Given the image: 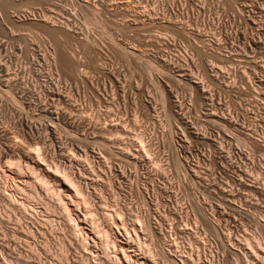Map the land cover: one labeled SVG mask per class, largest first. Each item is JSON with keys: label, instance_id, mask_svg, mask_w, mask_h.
I'll use <instances>...</instances> for the list:
<instances>
[{"label": "bare ground", "instance_id": "6f19581e", "mask_svg": "<svg viewBox=\"0 0 264 264\" xmlns=\"http://www.w3.org/2000/svg\"><path fill=\"white\" fill-rule=\"evenodd\" d=\"M29 1L30 0H16V1L0 0L1 7H4V8H0V30L2 28L4 30V28H6L7 26L6 23L12 20L11 19L12 16L9 13L8 8L12 6L22 7V6L27 5ZM82 1L83 3L80 4L81 5L80 8L88 9V6H90L88 0H82ZM211 1L213 4L212 3L210 4L214 6L215 4L213 2L214 0H203V1L198 0L197 5H195L196 3L195 4L193 3L196 9L198 10L199 15H202V17L203 15L205 16L207 12V6L210 5V4L207 5V3ZM260 1L262 4V6L261 5L260 6L263 9H260L261 16L258 17L260 14L258 16H256L255 14V10L257 9L258 4H260L257 2V0H228L227 3L232 7V10L235 14V18L237 21L232 20L233 22L231 21V23L230 22L227 23L228 21H225L223 19V15L221 16L219 14L217 15L218 17L216 16L213 18L210 16L211 19H208L209 20L208 24L212 26L211 28L215 30V32L213 33L209 32L208 35L204 34L203 30H198V29L196 30L198 31L197 34L195 33L196 35H194V33H191V31L188 30L189 28L184 27V25L181 23H178L177 20H172V17L168 15V13L170 14L171 12L169 11L167 13L168 10H166V14H163L164 12L161 13V11H159L160 9H156V7H154L155 9L153 8L154 10H152V8L149 10L153 11V13L156 16H158L159 14L163 15V16L160 15L162 16L161 26L174 31L178 35L180 34L187 39V41L192 46L190 47L191 50L198 57L199 59L198 61H200V63H203L204 65H206L204 63L205 60L207 58H213L212 60H216L219 64L228 63L230 65V67L227 69V72H222L221 67H220L221 70L215 71L213 70V68L210 69L202 65L201 73L207 79H209L212 85L218 84L217 87L220 92L226 93L230 91V87L232 86L229 87L227 84L223 83L224 78L225 77L227 78V76H225L226 74L229 75V77L232 76L233 78H235L234 80L237 79L241 81L242 83L244 82V84L247 85L249 90H251L255 95H257V97L254 98L255 106L257 107L255 109H258V110L261 109V111L264 112V0H260ZM122 5L125 7L127 4L124 5L123 3ZM218 6L217 7L214 6V7L218 8ZM121 8L123 7H120V9ZM172 8L173 7H170V10H172ZM190 9L193 10V7ZM209 10L210 9H208V12ZM121 11L125 12V10H121ZM147 12L144 10L143 11L141 10V12L137 11L136 18L139 21L142 20L139 24H142V23L144 24L145 20L143 18H145L146 15L147 16L149 15L148 10ZM198 14L196 12V15ZM134 15H128V16L133 17ZM151 17L153 18V16ZM202 17L199 19H202ZM22 19L33 21V20H36L37 18L34 14H29V15L23 16ZM40 21H41L42 27L45 28V31L56 36L55 38H58L62 36L63 34H69L68 26H67L68 24L65 22H59L58 19H55L52 16L51 17L43 16ZM134 21L133 23H135L137 20L135 22ZM146 25L148 24L146 23ZM139 26L143 27V25H139ZM215 35H217L218 37ZM195 36H198L201 39L202 37L203 38L205 37L202 40L196 37L197 40L198 39L200 40L199 41L200 45H198L199 43L197 44L196 42H194ZM58 40L60 39L58 38ZM77 40L79 42H77V44L74 43L75 47L80 48L84 52L91 51V52L96 53L97 46L95 45V43L92 42L93 40L91 41L89 36L80 38L81 41L79 39ZM54 41L56 42L46 43L45 48L41 50V52H39L38 55H35L34 53L32 54L30 52L28 55L22 56L23 58L25 57V59L27 60V61H24V59L20 55H18L19 52H16L15 54V53H12L8 49L10 47V46L9 47L7 46L9 43L7 44V42L5 43L0 40V98H1L0 99V110L5 108L6 110L4 112L6 113L7 109H9L8 114H10V116L8 115L7 116H8V120L10 124L8 126L11 129L18 128L15 130L21 134L20 141L22 142V138H23L24 142L28 143L31 146V147L29 146L30 148H28V144L27 146L23 145V142L22 143L17 142L16 139L15 141L13 140L14 142L10 139H9L10 142L5 140L6 136H8L7 138H10L9 135L11 134L10 132L11 129H9L10 133L7 132V134L9 135H6V131L8 127H5V126L3 128L0 127V224L3 222L4 223L6 222L8 223L9 221L11 222V220L14 218L13 215L16 214V219L14 218V220H16L15 226L13 225L14 221L11 222V224L13 223L12 224L13 226H11L12 231L13 230L17 231L16 228L17 229L21 228V230L20 229L19 230L22 233H24L23 232L24 230H22V227L20 226L22 224L21 221H23V219H30V221L26 220L28 222H25V220L23 221L27 225V227L24 225L26 227V229L25 228L24 229L26 230L27 233H29V235L33 236L32 238H34V235L32 234L35 231L33 229L34 227L33 225L38 224L37 222L41 220V217H43L42 221L45 222V223L43 222L44 225L46 224L48 226L47 228L50 229V233L48 235L49 244L50 245L54 244L58 246V250H59L58 260L59 261L61 260L59 264H166L165 261L166 262L168 261V264H217L216 263L217 261L214 263V260L212 259V257H214L213 253L211 254L212 257L210 258L206 257V254L204 255L202 254V253H205V250L207 247L205 248L206 245H204L203 240L199 239L200 236L198 237L194 233L191 234L189 232L191 229L187 230L185 225H184L185 228L179 226V225H183L182 224L183 218L177 217L180 219L178 224L173 220L175 223L174 224L170 223L171 225L169 226V230H168L167 226L166 227L164 226V223H159L160 221L159 222L156 221L157 218L154 217L156 216V213L153 211L152 212L148 211V213H145V215L147 214L146 216L144 215L145 218H143L144 216L142 217L140 216L141 212H138V214L136 215L135 214L133 215V213L130 214L127 208L128 206L125 208V205L123 203L124 201L122 198H119V197L116 198L115 195H114L115 198H112L113 195L111 197L102 196V193H100V191L108 187L106 185L107 183L105 182L103 183L102 181L98 182V180H95L97 176L96 178L94 177L95 178L94 180L91 177H88L91 175L90 174L91 170L93 171L92 168L94 167V166L92 167V165L91 166L89 165L93 163H97V165L106 164L107 161L104 162L105 161L104 158L106 156L103 159H101L104 161H101L100 158H102L103 156H100V152L98 154V152L95 153L96 150H94V148L89 149L88 148L89 146L87 147L85 145L87 144V142H85V144L84 142L83 144L81 143L82 144L81 146V144L77 142L79 141L78 140L79 136L76 135V139H77L76 140L70 131H75V130L79 132L81 131L82 132L81 136L84 137V139L85 137H87L86 134L88 132L91 133L92 131L96 133L97 138H96V141H94V143L95 142L98 143L102 148L106 150L105 152L110 154L111 156L113 155L117 156L119 154L122 157H125L124 159H126L130 165H133V167H135V165L137 167L139 162H143L144 164L142 165L148 164L152 161L156 162V159H155L156 156L154 158V156L151 155V151L149 150V145H151L152 139L151 137H148L146 133L144 134L145 129H144V132L140 130V132L138 133L136 132L137 134H134L133 136H128V135H131L130 133L132 130L128 129L127 123L125 125L121 117L113 113L111 109H109V112L107 110V113H110V117H111L110 119H108L107 123L101 122L102 120H105V119H103V113L101 112L99 107L94 111V113H92L91 116H88L89 114L87 115L85 114L86 105L85 106L80 105L79 109L77 108L71 109L72 102L70 103L69 101L68 103L67 99L65 98L68 95L66 94H63L66 96L62 95V90L65 89L64 87L66 88L69 87L68 86L69 84L65 81H68V79L70 80L71 78H73L72 81L74 79L78 81L79 80L82 81L84 76L82 72H78L77 66H79L80 61H78V59H77L78 62L76 61L77 57H75L74 52L72 53V51L67 49L66 46H63V45L60 46L59 44H57V42H60V41H57L56 39H54ZM116 46H118V48L117 47L116 48L120 50L119 53H121L120 54L121 58L123 57L127 62L132 59H137L134 57L135 54L131 50H128L124 45H118L116 43ZM228 47L230 51L238 53V54L236 53L232 54V56L235 57L234 60L233 58H231L232 56L229 55V51L227 50ZM261 49L262 51H259ZM260 53H261V57H259V59L256 60L257 58L256 56H259ZM162 56H165V58L160 57L158 59H159V62H161L160 60L163 59L162 63L164 64V66L160 65L161 63L160 64L155 63L156 65L155 64L153 65L150 63L151 65L145 67L146 72L150 73L153 71L155 72L156 70V72L159 71L160 75L162 76L163 74L161 72H166V71H163L165 67L171 68V69L178 68L179 72L183 73L182 75H180L181 78L179 81L186 82L187 88L190 90L192 94V98L197 103L202 105L203 102L205 103L206 101H208V103L210 102L208 105L210 109L208 110L207 113H205V117L210 122H214L220 127V129L215 133V136H216L215 138H217L216 139L217 141H212L211 143L212 145H214L213 147L216 149V154L218 156V162H217L218 165H216L215 171H211L208 174L205 173L206 171L202 172L203 185L201 184V186L205 188L203 191L205 194H203V196H205L206 198L209 197L212 199L210 210L213 213H216L218 215L219 214L223 215L224 211L222 208H225L227 206V208L228 207L230 208L234 216L236 215L237 217L245 218L248 222L252 223V225H254V227L256 228L257 233H256V236H253L251 234L247 235V233L243 232V235L239 236V234H237L239 237L235 235V237L233 238L232 234L228 232L224 240L219 238L222 235L219 236L220 228L215 223L214 218H212L213 213L212 212H211L212 214H210V212L207 213V211L203 209L204 205L201 204L202 201L199 199L201 201L199 203V200L197 199V197L192 195L191 202H193L194 210L197 212V216H195L194 223L196 222V223L202 224L203 226L207 228V230L213 232L214 236L216 235L217 238H219V240H217L219 241L218 242L219 246L221 248L223 247L225 251L230 252V255L231 253L234 255L235 257L234 264H250L249 259H247L246 257L248 255L247 253H249L251 257H254L255 259V260L253 259L255 261L254 264H260V262L262 264L263 263L262 261H264L263 259V255H264V206H261L258 200H260L262 197L260 201L264 202L263 200L264 199L263 198L264 197V179L261 175L264 172V167L263 165H261L260 161H256L253 158L255 157L253 156V154H251L253 157L250 156L249 152L242 151L243 149L241 150L240 146L242 145L249 146L251 147V149H254L257 151L259 149L263 150L262 148H264L263 146L264 144L262 142H264V137H263L264 128L261 125H264V124H261L262 121L259 122L260 125H258L259 123H256V122H248L246 124V120L245 122L240 121V118L238 116L239 114L238 113L235 114L236 108L234 109V111H231V112H227L224 109H223L224 111L222 112L213 111L212 108H214L215 110L214 104H215L216 99H217V102H220V98H219L220 95L219 93L217 95L216 92H212L211 91L212 89L210 90L205 89V86L203 85V83L197 80L194 81L192 77L190 78L187 77L188 75L186 73L188 70L185 69L187 67V62L189 58L187 53L185 52L183 54H178V55L163 54ZM130 57H134V58L129 59ZM237 57H241V60L243 58L245 59L242 62L244 64V66L242 65L243 67L239 66V63L241 61L240 62L238 61L239 63L236 62ZM158 59H157V62H158ZM154 60H153V63H154ZM76 62L78 65L76 64ZM191 62L193 63L194 60ZM184 66L186 67L184 68ZM167 74H169V71ZM156 78H157V81H156L157 88L160 91L161 102L165 103L166 100H169V102L168 101L167 102L170 103L172 110L171 109H170L171 111L169 110L170 106L168 107V110L172 113L174 112V114L176 113V116H177L178 114L181 113L180 110H182V102L179 100L180 98L177 95H174L176 92H174L173 90L169 88H168L169 90L167 91L168 94H165L162 87H164V89L166 87L162 86L163 84L160 85L161 82L159 83V80L163 78H160V79L158 77ZM175 78L176 77H174L173 79L175 80ZM164 79H165V76H164ZM229 83L233 84L232 82H229ZM236 83H239V82H236ZM218 89H217V92H218ZM61 100H63L67 106L61 107L60 106V102H62ZM165 105L168 106L169 104L168 105L165 104ZM24 109H27V111H25ZM76 109L79 110L78 111L79 116L74 115L75 113L77 114ZM72 110H75V111H72ZM37 111H40L38 113L40 114V117H42L43 119H46L45 123H37L38 120L39 121L41 120L39 116L38 117L40 119L38 120L36 119L37 122H33L35 121L34 118L36 116L34 114H36ZM170 112L169 114H171ZM262 115L263 114H261V116ZM260 119H263V118L259 116V120ZM239 121L241 123H239ZM182 122L184 123L185 121L183 120L181 121V123ZM185 124L186 122L184 123V125ZM132 125L137 126L135 122L134 123L132 122ZM186 125L185 126L181 125L182 130L184 132H188L185 134H189L191 130H189L188 127H186ZM16 131L13 132L14 135L12 134L11 136H15V135L17 136ZM61 132H63L64 135H62ZM193 133H194L193 136L195 137V138L193 137L194 139L199 138L202 141L206 140V136L209 134L206 131H203L202 133L201 131L200 133L193 131ZM174 134H171V135H174ZM106 135H109V136L113 135L112 136L113 138L111 137L107 139L108 136L105 137ZM122 135H126L127 136L126 139L128 141H124V138L126 136L124 138H121ZM188 137H190V135ZM12 138H15V137H12ZM174 142L175 141L172 140V143ZM78 143L80 144L81 147H79ZM118 146H122V147H118ZM134 146L135 147L137 146L136 148L139 149L141 153L140 157H137L139 156L138 155L139 153L136 156V153L134 152V148H133ZM151 156L155 160L151 159ZM233 157H235L236 160L234 159L233 161H231V158ZM151 167L153 169V165ZM155 168L153 169V171L155 170ZM176 168H177L176 170H180V169H184V166L176 165ZM251 173H253V176L250 175ZM105 174H106V171H103L102 175L105 176ZM185 176L187 177L188 175H185ZM190 176L191 175L189 174L188 177L190 178ZM209 178L212 179L214 183L218 182L216 184H219V182H221V184H219L220 187L215 185L216 189H212V190H216V192L214 193V196L213 194L212 195L210 194V191L206 192L207 187L209 186L208 184L210 183ZM190 180L193 182L192 178ZM258 194H260V196L258 197L260 199L256 197ZM187 201H190V200H187ZM191 202L190 203L188 202V204H191ZM175 212H176V209L174 210V213ZM17 214L20 216L19 218H17L18 216ZM125 215L132 216L129 219H127L128 222L125 221L126 220ZM157 215L161 216L160 212ZM178 216L180 215L178 214ZM232 218L235 219V217H232ZM161 219H163V217ZM163 220H165V218ZM184 221L186 222L185 219ZM41 222H40V225H41ZM248 222H244V223L248 224ZM6 224L5 226L7 227ZM42 226H40L37 229H40ZM129 226H131L132 228H129ZM9 227L10 226H8L7 228ZM31 227L33 230L31 229ZM241 227H244L243 223ZM194 228L195 227L193 226V229ZM19 230L18 232H20ZM155 230L159 232L158 235L160 236H158V238H155L157 239L158 244L157 245L155 244V247H153L154 245H152L151 242H150L151 244L146 243V238L145 240H142V238H140L141 236L140 233H143L144 236H147L149 234L154 236L156 234ZM12 231L10 230V232ZM14 231L12 233L16 234V232ZM40 231H39V234L41 235ZM57 231H59L60 236L56 235L55 232ZM37 232H35V234ZM44 233L45 232H43V234ZM196 233H199V232H196ZM221 234H223V232ZM29 235H27L26 239L29 238ZM173 235L178 236V238L179 236H184V235L187 236L188 240H186V242L187 241L188 242L186 245L188 246V248L186 249V247H184V250L186 249V251L185 252L183 251L184 252L183 255H180L181 253H178L176 251L177 246L174 245L175 244L174 242L176 239L172 238ZM23 236H25V234H23ZM31 236H30V239H31ZM48 236L46 239H48ZM42 237L44 236L42 235ZM21 238H24V237H21ZM37 238H39L38 240L40 241V237L37 236ZM14 239L16 240V238ZM20 239H17V240H20ZM28 240H24V241L21 240V242L19 241L12 242L14 244V248L12 247L13 248L12 251L19 250L18 247L20 248L21 246L20 243H23L24 246L26 247L24 248L27 249L26 250L27 253H25L26 256H29L31 258L34 257L36 261L38 260L37 262H39L40 257H41L40 253L38 252L39 250L38 248L40 247L39 246L40 242L38 243V241H36V238L33 239L32 242H29ZM42 240L43 238L41 239V241ZM194 242L200 243V245L198 244L199 248H198V245L194 246L193 244ZM6 244H8L7 245L8 247L6 246V248H9V247L11 248L10 246L11 244L9 245V242H7ZM73 244H76V247ZM179 244L181 245V243ZM43 245H44V248L45 247L48 248L47 247L48 241H47V244L44 243ZM181 246L183 247V245ZM52 247L53 246H51V248ZM74 247H75V250H73ZM200 247L203 250L201 252V254L204 256L203 260L201 259L202 256L199 254L201 250ZM71 249L72 251H75L76 253L78 252L77 253L79 256V257L77 256L78 260H75L76 257L72 258L71 256L72 258L71 260L73 261L72 262L69 261ZM49 251H50V248H49ZM49 251L47 249V252ZM134 251H137L138 254H141V255L140 257L138 256V258L136 257L137 260L131 261V259H129L131 255L130 253ZM10 252H11V249H10ZM51 252H49L50 255L52 254ZM176 252L180 255L179 257H177L178 254ZM258 253H262L261 260H260L261 255H259ZM3 254L4 253L2 252L0 253V256H1L0 259L3 258L2 259L3 262L1 261L0 264H7L5 263V261L9 262L8 260H10V258H7L6 260V255L4 257ZM194 254L196 257H194ZM8 256L9 255H7V257ZM42 256H45V255H42ZM22 257L20 258V254H19L18 256H16V259L19 261L20 259H22ZM29 257H25V258H29ZM25 258H23L24 261L27 260ZM34 258L31 260H35ZM14 259L15 258H13V260ZM9 263H11V261Z\"/></svg>", "mask_w": 264, "mask_h": 264}, {"label": "rangeland", "instance_id": "374dc122", "mask_svg": "<svg viewBox=\"0 0 264 264\" xmlns=\"http://www.w3.org/2000/svg\"><path fill=\"white\" fill-rule=\"evenodd\" d=\"M14 1H16V0H14ZM188 1L191 2L192 5ZM200 1H203V0H200ZM88 2L90 5V6H88V9H81L80 8L81 7L80 4L83 3L82 0H30L29 3L25 6L9 7L8 10L12 16V18H11L12 20H10L8 23H6L7 26H6V28H4V30H3V28L0 30V34H1L0 40L5 42V43L7 42V44L9 43L8 45L6 44L8 47L10 46L8 49L12 53H15V54H16V52H19L18 55H20L21 57L28 55L30 52L32 54L34 53L35 55H38L39 52H41V50H43L45 48L46 43L56 42V41H54V39H56L57 41H60V42H57V44H59L60 46L61 45L66 46L67 49L72 51V53L74 52L75 57H77L76 61H77V59H78V61H80L79 66H77L78 72H82L84 78L82 80L83 82L80 80L78 81L76 79H74L75 81L74 80L72 81L73 78H71L70 80L68 79V81H65L69 84L68 86L70 88L67 87L68 88L67 89L66 87H64L65 89L62 90V95L63 94L68 95V96H66V95H63V96H66L65 98L67 99L68 103H69V101H70V103L72 102L71 103V109H75V108L79 109L80 105L81 106L86 105L85 106V114L86 115L89 114L88 116H91L92 113H94V111L99 107L101 112L103 113V119H105V120H102L101 122H106V123L108 122V119L111 118L110 113H107V110L109 112V109H111L113 111V113H115L117 116L121 117V119L124 121L125 125L127 123V128L132 130L130 133L131 135H128V136H133L134 134H137L138 132H140V130H142L144 132V129H145L144 134L146 133L148 135V137H151V139H152L151 145H149V150L151 151V155H153L154 158L156 156L155 159H156L157 163L155 161L154 162L152 161L148 164L142 165L144 163L139 162L140 164L138 163L137 167L135 165V167H136L135 168V167H133V165H130L126 159H124L125 157H122L119 154L117 156H115V155L111 156L110 154L106 153L105 152L106 150L104 148H102L98 143H96V142L94 143V141H96V138H97L96 133H94L92 131H91V133L88 132L87 134L89 136L86 134L87 137H85V139H84V137L81 136L82 135L81 131L80 132L76 131V130L70 131L71 134L73 135V137H75V139H76V135L79 136V139H78L79 141H77V142H79L80 144L81 143L83 144V142L85 144V142H87V144H85V145L87 147L89 146L88 147L89 149L94 148V150H96L95 153L98 152V154L100 152V156H103L102 158H100V160L106 156L104 158L105 161L101 160L104 162L107 161L106 164L97 165V163H93V164L89 165V166L92 165V167L93 166L94 167L92 168L93 171L91 170V173H90L91 175L88 177H91L94 180L97 176V178L95 180H98V182L102 181L103 183L104 182L107 183L106 185L108 186L107 187L108 189L106 188V189H103L102 191H100V193H102V196H108V197L110 196L111 197L113 195L112 198H115L114 197V195H115L116 198L117 197L122 198L124 201L123 203L125 205V208L128 206L127 208L129 210V213L130 214L133 213V215L134 214L136 215V214H138V212H141L140 216L142 217L145 215V213H148V211L149 212L150 211L155 212L156 216H154V217L157 218L156 221L157 222L160 221L159 223H164V226L165 227L167 226L168 230H169V226L171 224H174L175 222L178 224L180 219L177 217L183 218L182 219L183 225H179V226L184 227V225H185L187 230L191 229L189 232L191 234L194 233L198 237L200 236L199 239H202L204 245H206L205 248L206 247L207 248L205 250V253H202L203 255L206 254V257L210 258V257H212L211 254L213 253L214 257H212V259L214 260V263L217 261L216 262L217 264H234V258H235L234 255L232 253L230 255V252L225 251V249H223V247L221 248L219 246V243H218L219 241H217V240H219V238L224 240L225 236L228 232L230 234H232V237L234 238L235 235L237 237H239L240 235H243V232L247 233V235L251 234L253 236H256L257 231H256V228L254 227V225H252V223L248 222L245 218H240V217H237L236 215L234 216L232 214V211L230 210V208L229 207L227 208L226 205H225L226 206L225 208H222L224 211L223 215H221V214L218 215L216 213H213L210 210L212 199L209 197L206 198L205 196H203V194H205L203 192L205 188L203 186H201V184L203 185V183H202V181H203L202 172L206 171L205 173L208 174L211 171H215L216 165H218L217 164L218 156L216 154V149L213 147L214 145H212L211 143H212V141H217L216 140L217 138H215L216 137L215 133L220 129V127H219V125L215 124L214 122H210L205 117V113H207L208 110L210 109V107L208 106L210 102L208 103V101H206V103L203 102L201 105V104L197 103L192 98V94H191L190 90L187 88L186 82L183 81L185 83L184 84L182 81H179L181 78L180 75H182L183 73H180L178 68L177 69L176 68L171 69V68L165 67L166 69L165 68L163 69V71H166L167 73L169 71V74H167L166 72H161L163 75L166 74L164 76H165V79L167 81L164 79L163 75H162L163 77L160 75L159 71H158L159 73L156 72V70H155V72L153 71V72L147 73L145 70L146 66H149L151 64L154 65L155 63L156 64L161 63L160 65L164 66V64L162 63L163 59L160 60L161 62H159V59H158L160 57L165 58V56H162L163 54L178 55V54H183L186 52L190 58V59L188 58L187 67L184 66V68L186 67L185 69H187L189 71V72L187 71V73H186L188 75L187 77L188 78L192 77L194 79V81L197 80V81L203 83V85L205 86V89H207V90L212 89L211 90L212 92H216L217 95L219 93V95H220V97H219L220 102H217V99H216L215 104H214L215 110H214V108H212L213 111L222 112L225 110L227 112H231V111H234V109L236 108L235 114L236 113L239 114L238 116L240 118V121L245 122V120H246V124L248 122L259 123L262 121L261 124H264V120H263L264 119V112H262L261 109L260 110L255 109L257 107L255 106L254 98H256L257 95H255L251 90H249V88L247 87L246 84H244V82L242 83L241 81H239L237 79L234 80L235 78H233L232 76L229 77V75L224 74L225 76H227V78L226 77L224 78L223 83L227 84L229 87L232 86V87H230L231 92L230 91H228L226 93L220 92L218 87H217L218 84L212 85V83L209 81V79H207L201 73L202 72L201 67L204 64L200 63V61H198L199 59L194 54V52L191 50L190 47H192V46L187 41V39L184 36H182L180 34L178 35L174 31L161 26V22H162L161 18L163 15L159 14L158 16H156L153 13V11L149 10L151 8H152V10H154L155 9L154 7H156V9H160L159 11H161V13L164 12L163 14H166V10H168L167 13L169 11L171 12L170 14L168 13V15L172 17V20H177L178 23H181L184 25V27L189 28L188 30L191 31V33H194V35L197 34V32H198V31H196L197 29L203 30L204 34L208 35L209 32L210 33L215 32V30H213L211 28L212 26H210L208 24V22H209L208 19H211V17L213 18V17H216L217 15L220 14L221 16L223 15V19L225 21H228L227 23H229V22L231 23L232 20L237 21L235 18V14L232 10V7L227 3L228 0H214L213 1L215 3L214 6L217 7L219 5L218 8H216L212 5L213 4L212 1L207 3V5L210 3H212V4L207 6V12H206L205 16L203 15V17H202V15L198 14V10L195 7V5L198 4V0L197 1L196 0H193V1L192 0H88ZM257 2L260 4H258L257 9L255 10L256 16H258L260 14V9H263L261 7L262 6L261 1L257 0ZM121 3L122 4L124 3V5H126V4L127 5L124 7ZM193 3L194 4L196 3V4L194 5ZM102 4L103 5L105 4L104 5L105 7ZM186 4H187V6H186ZM120 7H123L124 9L123 8L120 9ZM170 7H173L172 10H170ZM192 7H193V10L190 9ZM211 7H213V8H211ZM0 8H4V7H1V5H0ZM208 9H210L209 12H208ZM215 9L216 10L218 9V10L216 11ZM121 10H125V12L121 11ZM141 10L142 11L144 10L146 12H147V10L149 11V15H148L149 17L146 15V17L143 18L148 25H146L144 20H143V22L145 25L143 23L139 24L142 20L139 21L136 18L137 11L141 12ZM196 12L198 15H196ZM29 14H34L37 19L33 20V21L22 19L23 16L29 15ZM147 14H148V12H147ZM128 15H134V16L130 17ZM160 15H162V16H160ZM43 16H48V17L52 16L53 18L58 19L59 22L67 23L69 34H63L62 36L58 37L60 40H58V38H55L56 36L48 33L47 31H45V28L42 27L40 20ZM126 16H128V17H126ZM151 16H153V18ZM198 16H200V17H198ZM260 16H261V14L258 17H260ZM201 17H202V19H199ZM208 17H210V18H208ZM19 18H21V19H19ZM132 18L134 20L136 19L138 21V23L136 20H135L136 21L135 22ZM132 20L135 23H133ZM202 23H204L205 26ZM139 25H143V27H141ZM70 33H72V34H70ZM85 36H89L91 41L93 40L92 42L95 43V45L97 46L96 53L91 52V51L84 52L80 48L75 47V44H77V42H79L77 39L80 40V38H83ZM215 36H217V35H215ZM196 37L199 38L200 40L205 38V37L204 38L202 37V39H201L200 37L195 36L194 42H196L197 44L199 43L198 45H200V42H199L200 40L199 39L197 40ZM156 41H158L159 43ZM116 43L118 45H124L128 50H131L135 54V55L133 54L134 57L137 59H132L134 57H130L129 59H132V60L127 62L123 57L121 58V56H120L121 53H119L120 50L117 49L118 46H116ZM227 50L229 51V55H231V56H232V54L236 53V52L230 51L229 47L227 48ZM79 51H80V53H79ZM97 51H98V53H97ZM259 51H262V49ZM191 53H193V54H191ZM261 53L259 54V56H256L257 57L256 60H258L259 57H261ZM236 54H238V53H236ZM157 56H159V57H157ZM231 58H233V60L235 59L234 56H232ZM23 59H24V61H27L25 59V57ZM157 59H158V62H157ZM212 59L213 58H207L204 62L206 65H204V66L207 68H210V69L213 68V70H215V71L221 70V68H222V72H227V69L230 67V65L228 63L227 64H219L216 60H212ZM236 59H237L236 60L237 63H239L241 61L239 63V66H242V65L244 66V64L242 63L245 60L244 58L241 60V57H237ZM153 60H154V63H153ZM193 60H194V62L192 63L191 61H193ZM77 62H76V64H77ZM216 62L219 64V66ZM188 64H190V65H188ZM200 64H201V66H200ZM176 74H178V75H176ZM156 77H158L159 79L163 78V79H161L162 81L159 80V83L161 82L160 85L163 84L162 86L166 87L164 89V87L161 86L163 88L165 94H168L167 91L169 89H171L174 92H176L174 95H177L180 98L179 100L182 102V110H180L181 113L179 112L180 114H178L179 117H178V115L176 116V113L174 114V112L173 113L170 112L172 109H171L170 103H168L169 100H166L165 103L161 102L160 91L157 88V84H156V81H157ZM174 77H176L175 80L173 79ZM76 81H78V82H76ZM220 81H222V80H220ZM229 82H232L233 84H231ZM236 82H239V83H236ZM234 83H236V84H234ZM75 85H77V86H75ZM76 89H77V91H76ZM217 89H218V92H217ZM67 92H68V94H67ZM238 92H239V94H238ZM78 93H80V94H78ZM166 98H167V96H166ZM68 99H70V100H68ZM61 101L64 102L63 100H61ZM62 102H60L61 107L67 106L65 104V102L64 103H62ZM165 104H167V105L169 104V105L166 106ZM74 106H76V107H74ZM237 106H239V107H237ZM168 107H169V110L171 109L170 111L168 110ZM77 109H76L77 114L76 113L74 114L75 116H77L79 113L78 112L79 110H77ZM5 110H6L5 108L0 110V127L1 128H3L4 126L8 127L7 131H6V135H9V134H7V132H9V129H11L8 126L10 124L9 120H8V116H10V114H8L9 109H7L6 113L4 112ZM24 110L27 111V109H24ZM72 111H75V110H72ZM39 112L40 111H37L36 114H34V115H36L34 118L35 121H33V120L32 121L37 122L36 119L38 120L41 118V120H40L41 122L38 120L37 123H45L46 119H43L42 117H40V114H38ZM169 112L171 114H169ZM261 114H263V115L261 116ZM182 116H183V118H182ZM259 116L262 117L263 119L259 120ZM36 117H38V118H36ZM171 117H173V118H171ZM123 118H125V119H123ZM42 119L44 120V122ZM253 119H255V120H253ZM256 119H258V120H256ZM183 120L187 124V125L185 124L186 127H188V129L191 130L189 132V134H185L188 132H184L182 130V126H185L184 125L185 122L181 123V121H183ZM240 121H239V123H241ZM132 122L133 123L135 122V124L137 126L132 125ZM258 125H260V123ZM131 126H133L134 128ZM261 126L264 128V125H261ZM15 129H18V128H15ZM15 129L10 130V132H11V134L9 135L10 138H7L8 136H6L5 140L9 141V139H10L12 141L13 140L15 141V139H16L17 142H20V143L23 142V145L27 146L28 143L24 142L23 138H22V142L20 141L21 140V134L18 131H16ZM14 130L16 131L17 136L16 135L11 136L12 134L14 135V133H13V132H15ZM193 131L197 132V133H200V131H201V133L203 131H206L209 134L206 136V140L202 141L199 138L194 139L195 137L193 136L194 135ZM18 133H19V135H18ZM61 134L64 135L63 132H61ZM171 134H174V135H171ZM189 135H190V137H188ZM19 136H20V138H19ZM112 136L106 135L105 137H107V139H109ZM125 136L126 135H122L121 138H124ZM183 136H185L186 138ZM12 137H15V138H12ZM263 137H264V134H263ZM126 138H127V136L124 138V141H128ZM128 138H130V137H128ZM131 140H132V138H131ZM172 140L175 142L172 143ZM79 143H78V145H79V147H81L82 144L80 146ZM262 143L264 144V142H262ZM29 146L30 145L28 144V148L31 147V146L30 147ZM118 147H122V146H118ZM136 147L135 146L133 147L134 152L136 153V156L139 153L138 154L139 156H137V157H140L141 153H140L139 149ZM240 149L241 150L243 149L242 151H244V152H249L250 156H252L251 154H253V156H255V157H253V156L252 157L256 161H260L261 165H263V167H264V148H262L263 150L259 149L257 151V150L251 149V147H249V146L242 145V146H240ZM111 157H113V158H111ZM151 159H153L152 156H151ZM155 159H153V160H155ZM234 159L236 160L235 157L231 158V161H233ZM154 163H156V164H154ZM152 165H153V169L156 167L155 168L156 171L154 170L155 172L153 171V169L151 167ZM154 165H155V167H154ZM176 165H183L184 169H186V170H184V169H180L181 171L176 170L177 169ZM160 166H161V168H160ZM131 167H133V168H131ZM103 171H106L105 176L102 175ZM177 171H179L180 173ZM184 171L185 172L187 171L192 177L190 176V178H189L188 177L189 174L187 172H186L187 173L186 174ZM256 172H257V170H256ZM263 173L261 175L264 179ZM157 174H159V175H157ZM255 174H257V173H255ZM185 175H188V176L186 177ZM250 175L253 176V173H251ZM191 178L193 179V182L190 180ZM99 179H101V180H99ZM209 180H210V183L208 184L209 186L207 187L206 192L210 191V194L211 195L213 194V196H214V193L216 192V190H212V189H216V186L220 187L219 184H221V182H219V184H216L218 182L214 183L212 181V179H210V178H209ZM194 183H195V185H194ZM193 187H195V188H193ZM192 195L197 197L198 200L200 199L202 201L201 202L199 200V203L201 202V204L204 205L203 209H205L207 211V213H209V212H210V214L213 213L212 215L214 217L212 216V218H214L215 223L220 228L219 229L220 230L219 236L220 235H222V236L217 238L216 235L214 236L213 232L207 230V228L205 226H203L202 224L196 223V222L194 223L195 216H197V212L194 210L193 202H191L192 201L191 200ZM196 195H198V196H196ZM259 196H260V194H258L256 197L258 198ZM203 199H204V201H203ZM258 199H260V198H258ZM261 199H262V197H261ZM187 200H190V201H187ZM260 200H258L260 205L264 206V202H262ZM188 202L189 203L191 202V204H188ZM213 203H215V202H213ZM190 207H192V208H190ZM175 209H176V212L174 213ZM159 212H160L161 216L157 215ZM178 214L180 216H178ZM193 214H194V216H193ZM163 215H165L166 217ZM13 216L16 219V214ZM145 216L143 218H145ZM183 216H185V217H183ZM19 217L20 216L18 215L17 218H19ZM130 217H132V216H130V215L126 216L125 215V219H126L125 221L128 222L127 219H129ZM160 217L161 218L163 217V219L165 218V220L161 219ZM232 217H235V219H233ZM14 218L12 219V217H11V219H12L11 222L14 221L13 222L14 224L13 223L12 224L15 226L16 220H14ZM184 219L186 220V222L184 221ZM24 220H25V222H28L26 220L30 221V219H23V221ZM42 220H43V217H41V220H39V221L41 222ZM23 221H21V223L23 225L21 224L20 226L22 227V230H24L23 231L24 233H22L20 231L21 228H18V229L16 228L17 231L13 230L14 232H16V234L12 233L13 231H12L11 226H13V225L11 224L10 221L8 222L10 225L7 222H6L7 224L4 222L0 224V229H1V231H0V242H2V243H0V246L2 244V246L0 247V253L1 252L4 253L3 256L5 257V255H6V260H7V258H10V260H8V261L9 262L11 261V263L6 262V261H5V263H7V264H12V263L13 264H55V262H56V264H59V262L61 260L60 261L58 260L59 259L58 246L54 245V244H51V245L49 244V236L48 235L50 233V229L47 228L48 226L46 224H45L46 226L44 225L45 222L42 221L41 225H40V222L38 221L37 223L39 225L38 224L33 225L34 226L33 229L35 231L32 233L34 235V238H32L33 236L29 235V233L26 232L25 229H26L27 225ZM163 221H165V222H163ZM187 221H188V223H187ZM235 221H237V222H235ZM243 221L248 222V224L244 223ZM240 222H241V224H240ZM242 223H243L244 227H241ZM5 224L7 225V227L10 226L9 228L12 232H10L9 228H7L5 226ZM42 224H43V226H42ZM40 226H42V227L40 229H37ZM193 226L195 227L194 229H193ZM237 226H239V227H237ZM43 227H45V228H43ZM121 227H122V225H121ZM4 228H5V230H4ZM129 228H132V227L129 226ZM239 228L242 230L244 229L245 231L244 230L242 231ZM31 229H32V227H31ZM42 229L45 231H43ZM18 230L20 232H18ZM40 230H42V231H40ZM39 231H40L41 235L39 234ZM192 231H194V232H192ZM221 231L223 232V234H221L222 233ZM3 232H4V234H3ZM35 232H37V233L35 234ZM43 232H45V233L43 234ZM196 232H199V233H196ZM55 233H56V235L60 236L59 231H57ZM155 233L157 234V235L155 234L157 237L155 235H154L155 236L154 237L151 234H149L150 236L149 235L144 236L143 233H140V235L142 236V237L140 236V238H142V240H145V238H146V243H148V244L152 243V245H154L153 247H155V244L156 245L158 244L157 243L158 241L155 238H158V236H160V235H158L159 232H157L156 230H155ZM23 234H25V236H23ZM26 234L29 235V238H27V239H26V237H27ZM237 234H239V236ZM35 235H36V237H35ZM42 235L44 237L46 236L45 239H44V237H42ZM18 236L20 238L24 237L25 239L24 238L20 239ZM30 236H31V239H30ZM37 236L40 237V241L38 240L39 238H37ZM47 236H48V239H46ZM173 236H172V238L176 239L174 242L175 243L174 245L177 246L176 251L178 253H181L180 255H183L184 252L186 251V249L188 248V246L186 245L188 242V241L186 242V240H188L187 236L186 235L179 236L180 239L178 238V236H175V235H173ZM185 236H186V238H185ZM232 237H231V239H232ZM14 238H16V240ZM35 238H36V241H38V243L40 242L39 243L40 245L37 243L40 246L38 248L40 251L37 249L38 252L40 253V256H41L39 262H37L38 260L36 261V259L34 257L31 258L29 256H26L25 253H27L26 252L27 249H25L26 247L24 246L23 243H20L21 246H20V248L18 247L19 250L12 251V249L14 248V244L12 242H15V241L21 242V240L24 241V240H28V239H29L28 240L29 242H32V240ZM42 238H43V240H42L43 242L41 241ZM17 239H20V240H17ZM45 240L48 241V246H47L48 248L45 247L46 249L44 248V245H43L44 243L47 244V241H45ZM7 242H9V245L11 244L10 245L11 248L9 247L11 249V252H10L9 248H6V246L8 245V244H6ZM184 242H186V243H184ZM179 243H181V245H183V247ZM193 244H194V246L198 245V244L200 245L199 242H197V243L194 242ZM214 244H215V246H214ZM4 245H5V247H4ZM42 245H43V247H42ZM73 245H75V247H76V244H73ZM73 245H71V246H73ZM199 245H198V248H199ZM51 246H53V247L51 248ZM75 247L73 250H75ZM178 247H179V249H178ZM184 247H186L185 250H184ZM2 248H3V250H2ZM49 248H50V251H49ZM71 248H73V247H71ZM20 249H21V251H20ZM47 249L49 252L52 251L51 255L49 252H47ZM200 249H201V247H200ZM42 250H43V252H42ZM76 250H78V249H76ZM17 251L18 252L20 251L19 252L20 258L23 256L22 259H20L19 261L16 259V256L19 255ZM202 251L203 250L201 249L199 254L202 256V257L201 256L200 257L203 260L204 256L201 254ZM70 252L72 254L70 253L69 261L72 262L73 260H71V259L73 257L74 258L76 257L75 260H78L77 259V256H78L77 253L78 252L76 253L75 251H72V249ZM22 253H23V255H22ZM208 253H209V255H208ZM130 254L131 255H130L129 259H131V261L137 260L136 257L138 258V256L140 257V255H141V254H138L137 251L131 252ZM195 254H194V257H196ZM247 254L248 255L246 257H247V259H249L250 264L251 263L254 264L255 263L254 257H251L249 253H247ZM258 254L261 255V258H260V260H261L262 259V253H258ZM7 255H9V256L7 257ZM42 255H45L46 257L42 256ZM180 255L178 254L177 257H179ZM10 256H12V257H10ZM48 256H49V258H48ZM71 256H72V258H71ZM25 257H29L30 259L25 258ZM44 257L47 259H45ZM0 258H1V256H0ZM13 258H15V259L13 260ZM23 258H25L27 260L24 261ZM33 258L35 260H31ZM2 259H0V263H1ZM263 259H264V255H263ZM15 260L17 261V263ZM262 262H263L262 264H264V261H262ZM165 263L168 264V261L167 262L165 261ZM260 264H261V262H260Z\"/></svg>", "mask_w": 264, "mask_h": 264}]
</instances>
